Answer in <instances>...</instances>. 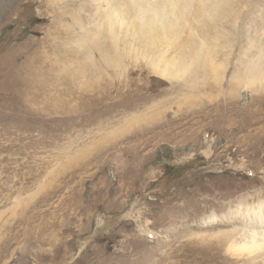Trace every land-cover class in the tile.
Returning a JSON list of instances; mask_svg holds the SVG:
<instances>
[{
	"label": "rangeland",
	"instance_id": "rangeland-1",
	"mask_svg": "<svg viewBox=\"0 0 264 264\" xmlns=\"http://www.w3.org/2000/svg\"><path fill=\"white\" fill-rule=\"evenodd\" d=\"M99 1L0 0V264H264V0L218 29L192 0L184 50L104 31L115 63L75 65L52 44L88 48Z\"/></svg>",
	"mask_w": 264,
	"mask_h": 264
},
{
	"label": "bare ground",
	"instance_id": "bare-ground-1",
	"mask_svg": "<svg viewBox=\"0 0 264 264\" xmlns=\"http://www.w3.org/2000/svg\"><path fill=\"white\" fill-rule=\"evenodd\" d=\"M198 1H199L198 7H199L200 11L203 12L204 14L206 13L208 18L210 20H213L215 24L217 23L216 26L214 27L215 29L223 27V24L218 25L220 21L222 22L221 19L226 18L227 16H229V17L234 16V15L238 16L241 13L240 10L234 9V5H233L234 3L238 6V9L241 6V4H242V6L248 7L246 9L247 11L245 10L242 12L241 18H242V20H247L246 21L247 23H245V24L252 25V24H249L248 22H250L252 20L251 19L252 18V10H253L252 7L255 6L254 5L255 3L248 5L245 3V0H198ZM101 2H103V4L105 3L106 6L104 8H102V7L100 8L99 6H97V7H95V13L92 14L93 16L91 15L92 17L89 15L86 17H83L84 21L85 20L93 21V20H95V18H97L96 22L93 23L94 26L92 28L88 27V31L91 34V38H87L85 40V41H87V40L91 41V44L88 45V48H86V49H81L80 47H74L73 48L72 45L70 44L71 49H67L65 45L64 46L59 45V43L61 44L62 41H60L56 44L51 43L52 45H54L56 47H62L60 49H63L61 52L63 53L64 57L68 56V55L71 56V60L75 65H100L98 62H100L101 59H102L103 63H106V64L115 63L116 57L110 54V52L112 50L108 48V45H106L107 42H105V40H101V38H100V39L96 40L95 42H93L94 38H97L100 36L102 37V39L103 38L106 39L107 37H104V31H108L110 34V40H111L110 42L113 46L112 49H116L119 46V42L122 41V39L119 37V33L124 30V34L126 36H129L133 40H136L137 43L139 42V43L144 44L146 48L149 46H151V47L153 46L157 49H159L161 47H170L171 49H174V50L175 49L177 50L179 48H181V49L183 48V50H184L185 44H187V43L183 40L179 43H176V39L179 36H176L175 33H173L174 30L177 28L179 29L180 27H183L184 25H187V22H189V25H187V26L189 27V29L191 31L200 27L198 24L196 25L192 20H190V19H196V17H198V15H200L199 13H197V8H195V6H193L192 0H101L98 3H101ZM73 19L75 22V26H77V29H78L77 33L81 36L82 33L80 32V30L83 27L82 19H80L79 15H74ZM197 21H199V20H197ZM253 21H255V20H253ZM199 22H201V21H199ZM225 22H228V21H225ZM57 23H58V25L60 24L59 22H57ZM225 25H227V24H225ZM55 30L60 35H66V33L68 32L67 30L62 28L60 25L58 26V28L56 27ZM244 30H246V29H244ZM246 31H248V33H249V28ZM249 34H246V35H249ZM72 35H73V37L76 36L75 33ZM240 35H243V34H240ZM70 36H71V34H70ZM207 37L209 38V35ZM69 42L70 41L68 40L64 44H66V43L69 44ZM93 43H96V45L92 49L91 47H92ZM211 45H213V44L206 43V46H208V47H212ZM261 45H262V42H261V44H256V47H258V49L263 47L259 51L260 56H262L264 54V46H261ZM194 47H195V49H197L195 51L199 55V58H197L195 60L192 56H190L189 57V61H190L189 63L190 64L195 63L198 66H203L202 63H206V61L209 59L210 55L203 56L202 52H200V49H203V47H204L202 44H196ZM94 49L98 50V52L100 53V55H99L100 59L98 58L97 60H93V57H86L88 55L93 56L92 55L93 53H91V52ZM147 50H148V48H147ZM162 52H166V51H162ZM156 55H154V57ZM36 57H38V59H36ZM177 57H179V56H177ZM30 59H31V63H34L33 61H35V63H36V61L40 62L41 56L37 55L36 53H33V55L30 57ZM157 59H159V58H157ZM155 61H156V63H158L157 60H155ZM163 62H164V66H168V64H171V65L175 64V60L171 59L169 61V59H167V57H166V60H164ZM156 63L154 62L155 65H156ZM161 63H160V65H161ZM181 65L186 66L187 65L186 61H182ZM2 68H3V66H2ZM158 68H160L159 65H158ZM166 68H162V69L158 70L161 75H165V73H167ZM7 69L8 70H6V74H5V71L4 72L0 71V75L2 74V76H3L2 77L3 79L1 78L0 87L4 90L2 92L3 94H5V101L4 102L7 104V108L10 110V93H6L8 90L10 91V71H9L10 69L9 68H7ZM33 72H36V71L35 70H31V72L29 71V73H33ZM32 79H33V77H32ZM27 82L25 84L28 87V86H30L29 84H31L32 82H29V83H27ZM43 84H42V86H43ZM39 85L40 84H32L31 86L35 87L37 89V91L41 90V93H39V94H42L43 87L39 88ZM103 86H105V85H103ZM24 90L26 91L27 89L25 88ZM98 91L99 90H97V92ZM100 94L102 96L106 95V93H104V94L100 93ZM28 97H29V95H28ZM4 114H5V112H4ZM259 202L260 201L253 204V202H242V201H240L239 203L240 204L245 203L244 205L248 206L251 204L257 205ZM256 236H259V238L264 241V230H258L257 231V229H255V228H253L252 230H249L246 237H245L246 243H244V245H247V243H253Z\"/></svg>",
	"mask_w": 264,
	"mask_h": 264
}]
</instances>
